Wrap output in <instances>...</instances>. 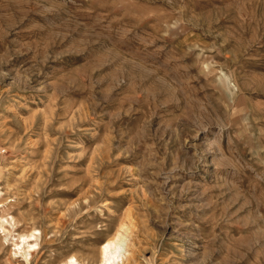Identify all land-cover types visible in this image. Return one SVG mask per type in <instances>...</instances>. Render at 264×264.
<instances>
[{"label":"rangeland","instance_id":"1","mask_svg":"<svg viewBox=\"0 0 264 264\" xmlns=\"http://www.w3.org/2000/svg\"><path fill=\"white\" fill-rule=\"evenodd\" d=\"M113 237L264 264V0H0V264Z\"/></svg>","mask_w":264,"mask_h":264},{"label":"bare ground","instance_id":"2","mask_svg":"<svg viewBox=\"0 0 264 264\" xmlns=\"http://www.w3.org/2000/svg\"><path fill=\"white\" fill-rule=\"evenodd\" d=\"M8 220V219H7ZM4 227V226H3ZM34 236V235H32ZM23 239H26V237H23ZM38 245V243H28L27 249L28 252L31 254L33 250H35V247ZM26 249V250H27ZM122 245L119 242V239L116 238H110L107 240V242L102 247V254H103V264H120L119 260L120 258L124 259V253L121 250ZM25 251V254L27 256V252ZM29 258V257H27ZM130 259V258H127ZM130 263V261L128 262ZM63 264H82L80 263L75 256H71L68 261L63 262Z\"/></svg>","mask_w":264,"mask_h":264}]
</instances>
